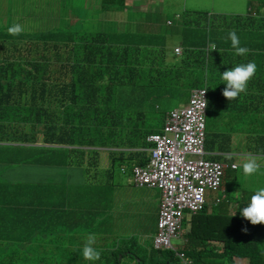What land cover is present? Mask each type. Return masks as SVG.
<instances>
[{"label": "trees", "instance_id": "trees-1", "mask_svg": "<svg viewBox=\"0 0 264 264\" xmlns=\"http://www.w3.org/2000/svg\"><path fill=\"white\" fill-rule=\"evenodd\" d=\"M71 1L60 0V22L50 28L28 30L19 23L24 31L11 36L7 28L16 23L4 24V18L0 19V164L6 168L78 167L88 176L106 171L109 161L106 173L113 178L119 168L130 169V163L149 160L153 143L148 136L163 128L168 113L149 100L178 92L188 83L208 85L207 113L214 117L205 141L209 158L231 141L230 132L219 130L221 122L243 141L244 149L264 157V118H255V127L247 114H264V1L251 13L234 17L178 15L166 19L161 32L152 30L156 23L143 28L133 22L124 29L115 20L87 19L76 26L78 14L69 7ZM98 14L95 8L89 11V15ZM221 20L231 21L234 27L219 26ZM231 31L241 37L240 46L250 49L247 55H235L228 39ZM170 37L181 38L183 53L173 51L174 58L166 61L155 53L168 47ZM210 43L216 44V51H209ZM247 62H255L257 71L246 93L228 101L222 95L225 84L220 73ZM208 74H213L211 81ZM153 120H162L163 125L154 127ZM44 190L37 183L1 179L0 264H52L39 254V244H30L34 236L45 234L55 214L38 204L36 193ZM26 218L32 219L30 224L24 222ZM230 223L231 218L218 213L195 222L183 246L194 264H236V257L248 259V264H264L260 248L264 233L252 237L242 231L245 225L239 222L229 228ZM217 241L223 243L220 252L211 246ZM73 253L74 258L62 264H102L84 260L82 249ZM111 254L114 258L104 264H122L120 254H129L136 264L179 261L171 249L154 248L146 257L129 245Z\"/></svg>", "mask_w": 264, "mask_h": 264}, {"label": "crops", "instance_id": "crops-1", "mask_svg": "<svg viewBox=\"0 0 264 264\" xmlns=\"http://www.w3.org/2000/svg\"><path fill=\"white\" fill-rule=\"evenodd\" d=\"M90 1H92V4L89 3V7L94 8L95 0H89V2ZM16 3L18 11L12 12L10 5L13 7L14 5L11 4V0H9V2L7 0H0V19L4 18L2 23H24L21 21L23 18L32 19L30 10L33 3H30V0H18ZM126 3L129 5L130 12H139L141 14L134 21H119V24H129L134 22L136 23L135 25L138 23L143 28H147L153 23H156L158 27H153L152 30L154 32H161L164 30L163 27L165 26V20H171L166 15L165 5L161 0H126ZM146 3H149L152 8L143 6V4ZM83 9L84 7L80 8L77 6L73 8V11H75L78 15H83ZM149 15H151V17H148ZM180 42L181 38H177V42L173 45L174 52L175 47L181 45ZM223 86L225 88L226 84ZM247 114L249 115V113ZM258 117L264 118V114H259L256 118ZM237 124L239 125V121H237ZM254 125L255 127L257 125L255 118ZM220 127V131H227L231 133L230 135L235 134L237 136L235 132L226 129L221 123ZM210 128L211 127H209L207 131H209ZM162 129L163 128H161L158 132H161ZM231 145L232 140L227 145L226 149L217 150L215 152L216 157L213 158L215 160H219L217 157H225V159L219 161L229 165V167L224 171L222 184L219 189L223 192V196L220 197L222 201L219 204V210L209 211L210 214L191 215L192 213H190V209H184L182 214V224H184V226L182 225L181 236L182 247L185 245L187 240L185 234L194 226L195 222L201 218L209 217L212 213H218L219 215L231 218L229 228L237 227L239 222L240 224L245 225L248 229L246 235H252V237H254V233H264V224L256 225L254 232V225H252L250 221L241 217L237 210V207L246 200L245 204H243V207H245L254 190L261 187V185H252L251 182L254 181L255 183H259V179H264L263 175H260L261 172L250 177L243 176L242 168L240 166L246 156H256L260 160V157H263L261 156L263 154H258L249 148L233 150ZM153 146L149 149L150 156L147 163L150 161L152 155L151 149ZM147 163L137 165H146ZM261 163L264 165L262 161ZM231 164H236L237 168H231ZM108 166L109 161L107 163V169ZM3 167V164H0V181L1 179H5L12 183L33 182L38 185L45 186L44 192L38 193L37 195L38 204L44 205V211L51 210L54 211L55 214L51 224L47 225L44 231L45 234L41 236H34L32 238V242L30 243H37L52 249V251L49 252L39 253L41 256L45 258H64L62 263L70 261L74 258V250L77 248L83 249L86 237L90 233L94 234L96 237L94 247L101 252V257L98 262H101L102 264L110 261V255L112 252L114 253L122 248V245L119 242L120 238L114 225V219L112 218L113 215L117 213V210H114V208L118 207V205L107 207L105 204L107 197L111 193L117 194L116 189L121 186L122 183H120L119 186H115L114 183H116V179L114 177H109L111 174L109 172L106 173L107 169L106 171L102 169L98 170L97 175L90 173V175L86 176L83 174V169L78 167L62 168L54 166L26 165L15 168ZM104 176H108L109 179L105 180ZM120 181L122 182L123 178H120ZM219 190L214 189L213 191L217 192ZM237 190H240L239 198L233 195V193ZM205 195H207V190ZM162 196L163 193H161V197ZM159 201V205L161 206L162 198H159ZM233 204L234 206H231ZM44 211L42 213H45ZM129 211L130 209H128V211L125 210V223L127 222V219L130 218ZM158 211L156 212V223L159 216ZM151 218L154 220L155 215H153L150 211L149 218H146L147 222H149ZM233 218L236 219L233 220ZM31 220V218H26L24 222H28V224H30ZM218 222L219 218L217 216V224ZM211 246H215L213 249L220 252L223 248V243L221 241H217V243L213 242ZM24 248L28 249L27 245L24 246ZM130 248H134L138 252V247L134 244H130ZM138 253L145 254V256L148 257L151 252L149 253L148 251H144L142 253ZM127 255L128 257H126V263L134 264L136 260L132 259L129 254ZM122 258L123 256L120 255L119 259ZM236 258V264H240L241 262L242 264H246V260L244 258Z\"/></svg>", "mask_w": 264, "mask_h": 264}, {"label": "rangeland", "instance_id": "rangeland-1", "mask_svg": "<svg viewBox=\"0 0 264 264\" xmlns=\"http://www.w3.org/2000/svg\"><path fill=\"white\" fill-rule=\"evenodd\" d=\"M9 2V0H7ZM165 5L166 15L171 20H174L176 16L186 14L185 17L189 19H195L199 15H204L205 13L219 15L218 19H221V15H225L227 17H234L237 15H245L251 13L256 7L260 6L264 0H161ZM18 0H11L12 12L18 11L17 3ZM59 2L60 0H30L32 4V8L30 10L32 19L23 18L21 21H24L25 26L28 30L32 29H41V28H50L56 26L60 22L59 11ZM89 3L92 4V1L89 0H73L71 1L69 7L73 9L74 7H84L83 15L79 14L74 17L77 22L76 26H82L85 20L94 19L100 22L114 21V23L122 27L127 28L131 25L119 24L120 21H128V20H136L141 13L139 12H130L129 5L126 3V0H123L121 4H116V1L112 0H101L94 1V8L98 15L92 16L89 15V11L94 9L89 7ZM16 5V7H15ZM103 6V7H102ZM143 6L152 8L149 3L143 4ZM196 16V17H195ZM30 21V22H29ZM23 23V24H24ZM22 24V23H21ZM136 24V23H135ZM115 25V24H112ZM219 26H226V28L231 29L234 27L231 21L221 20L218 24ZM228 25V26H227ZM133 27H136L132 25ZM238 35V34H237ZM239 39L241 37L238 35ZM177 42V37H170L168 39V47L159 49L155 55H161L164 57L166 61H171L174 58L173 53V45ZM160 57V58H161ZM213 74L207 75V80L211 81V77ZM200 86V85H199ZM194 87L192 84L188 83L187 86L178 91L172 92L167 95L153 97V99L149 100L150 105H156L162 111H171L172 109L179 108L185 106L189 102L190 98V90ZM150 98L152 96L150 95ZM152 115V113H151ZM259 114L256 112H249V116L251 118H256ZM214 117L208 110L207 113V130L211 126V119ZM222 124V122H221ZM163 125L162 120L155 121L153 120L154 127H161ZM232 145L231 148L233 150H241L244 149L245 145L241 139H239L235 134L231 135ZM219 160L225 159V157L219 156L217 157ZM259 159V158H258ZM260 160L264 163V157H260ZM259 160V161H260ZM260 161V162H261ZM135 163H130L129 166H133ZM262 164V163H261ZM4 166V165H3ZM125 171L122 168L116 170L114 172V178L116 181L123 178L121 186L116 189V193H111L106 199V206L113 207L118 205V207L114 208L117 210V213L113 215L114 225L117 230L118 236L120 238L119 242L122 245V248L129 246L130 244H134L138 247V252L142 253L144 251L152 252L154 249V235L157 232L158 221L156 223V212L159 210V198L161 197L162 191L155 187H137L134 182V178L131 170L128 166H123ZM5 168V166L3 167ZM260 175H263L264 178V169H261ZM105 180H108V176H104ZM260 183V184H259ZM259 183L251 182L252 185L263 186L264 179H259ZM103 184V183H102ZM214 189L207 188V203H208V211H217L219 210V205L216 203V199L218 197L223 196V192L213 191ZM39 192V190H38ZM37 192V194H38ZM231 206H234L231 205ZM130 209V218L127 219V222H124L125 218V210L128 211ZM152 212L155 215V219L147 222L149 218V213ZM159 213V211H158ZM147 218V219H146ZM158 220V219H157ZM172 243L178 247H182V237L173 238ZM222 247V246H221ZM262 250V257L264 258V243L260 245ZM37 250L39 253L52 251L51 248L38 245ZM80 250V248L76 249ZM121 255V254H120ZM127 254L123 256L122 264L126 263ZM114 258V256L110 255V261ZM64 258H46V261L52 262V264H58L63 261ZM237 258H234L236 261ZM100 260V259H99ZM97 260V261H99ZM246 260V264L249 263L248 259ZM27 261H30V258H27ZM92 261V262H97ZM236 263V262H235ZM240 263V260H239ZM28 264V263H27ZM70 264V263H67ZM96 264V263H91ZM136 264V262H134ZM242 264V262L240 263Z\"/></svg>", "mask_w": 264, "mask_h": 264}, {"label": "built area", "instance_id": "built-area-1", "mask_svg": "<svg viewBox=\"0 0 264 264\" xmlns=\"http://www.w3.org/2000/svg\"><path fill=\"white\" fill-rule=\"evenodd\" d=\"M207 109L208 86L193 88L185 106L168 112L162 131L148 136L154 143L149 163L132 168L136 186L162 190L154 243L173 250L177 264H194L182 247L172 243L182 236L183 210L200 209L207 188L219 189L226 168L225 163L206 158Z\"/></svg>", "mask_w": 264, "mask_h": 264}, {"label": "clouds", "instance_id": "clouds-1", "mask_svg": "<svg viewBox=\"0 0 264 264\" xmlns=\"http://www.w3.org/2000/svg\"><path fill=\"white\" fill-rule=\"evenodd\" d=\"M23 31H24V28L19 23L13 24L12 26L7 28V33L11 36H18ZM228 39L231 41V47H232V49H234L236 56H245L250 52V49H248L247 47L240 46V39H239V37L235 31L229 32ZM174 50H175L176 55H181L183 53V47L181 45L176 46ZM216 50H217L216 44L210 43L209 44V51L213 52ZM256 71H257L256 63L255 62H247V63H239V64L233 66L232 68H230L229 70H226L223 73H220L221 81L224 84H226V87L222 91V95L228 101H232V100L237 99L241 93H246L248 82L255 75ZM196 87H201V86H196ZM196 87H193V88H196ZM193 88H191V90ZM191 90H190V93H191ZM206 91H204V92H206ZM204 92H203V97H204ZM205 106H206V104L204 105V107ZM206 135H207V133H206ZM206 158L212 159V158H209L207 156V154H206ZM213 160H215V159H213ZM135 165H137V164H135ZM135 165H133V167ZM231 165H232L231 168H234V169L237 168L236 164H231ZM228 167H229V165L226 164L225 169H227ZM240 167L242 168L243 176L250 177V176H253V175L261 172V169H262V167H264V165L261 164V162L259 161V159L256 156L249 155V156H246L244 158V161ZM132 168H130L131 172H133ZM122 170H125V168H122ZM220 187H221V185H220ZM220 187H219V189H220ZM219 189H217V190H219ZM233 195L236 196L237 198H239L240 190H237L236 192H234ZM221 201H222V199L220 197H218L216 199V203H218V205L221 203ZM190 213H192L191 215H202V214L210 213L208 211V203H207L206 195H205V202H203L202 207L196 211L190 210ZM239 213H240L241 217H243L247 221H250V223L252 225L264 224V187H258L254 190V192L251 195L246 206L243 207L242 209H240ZM242 231L246 233L248 231L247 227L242 228ZM95 242H96L95 235L91 234V233L88 234L86 237L83 249H82V257L84 260H86V261H97L100 259L101 252L94 247ZM154 246H155V243H154ZM154 248L164 250L163 248H157L156 246Z\"/></svg>", "mask_w": 264, "mask_h": 264}]
</instances>
